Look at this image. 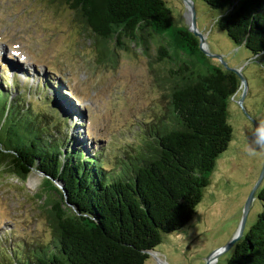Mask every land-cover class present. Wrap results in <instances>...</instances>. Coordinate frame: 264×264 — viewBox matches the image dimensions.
Segmentation results:
<instances>
[{"label":"trees","instance_id":"trees-1","mask_svg":"<svg viewBox=\"0 0 264 264\" xmlns=\"http://www.w3.org/2000/svg\"><path fill=\"white\" fill-rule=\"evenodd\" d=\"M58 1L90 28L99 62H116L109 42L145 47L141 32L155 34L158 59L170 65L168 105L141 124L115 164H106L51 134L60 120L54 108L42 111L0 87V168L18 179L32 168L46 175L42 184L52 194L44 213L54 233L47 243L6 236L11 244L0 264H144L164 234L192 219L232 139L228 105L239 79L199 50L197 37L173 20L164 0ZM202 1L217 11L213 26L236 47L251 55L264 51V0ZM256 197L260 211L224 264H264V185Z\"/></svg>","mask_w":264,"mask_h":264},{"label":"rangeland","instance_id":"rangeland-1","mask_svg":"<svg viewBox=\"0 0 264 264\" xmlns=\"http://www.w3.org/2000/svg\"><path fill=\"white\" fill-rule=\"evenodd\" d=\"M193 1L196 27L205 35L208 51L221 56L230 67L238 68L250 59L246 49L236 47L224 31L213 26L217 11L202 0ZM164 2L173 20L186 26L188 10L182 1ZM141 33L146 48L126 40V48L119 49L109 42L116 62H99L94 34L64 2L0 0V87L14 96L21 94L23 103L42 111L54 108L59 118L51 115L49 121L60 120L51 134L67 137L69 149H81L86 156L99 155L106 164H115L127 151V144L140 136L141 124L153 121L168 105L171 82H166V68L170 65L158 59L157 36L150 30ZM208 58L220 64L218 59ZM260 63H264V54L243 65L247 87L242 106L231 101L228 105L232 139L216 159L192 219L181 229L164 234L144 264H205L216 253L215 264H224L229 257L232 247L218 252L235 233L244 200L264 164V141L258 131L261 128L264 133V69ZM43 98L48 105L41 104ZM39 120L44 123L47 118ZM2 168L1 255L7 254L11 241L3 239L10 234L21 242H50L54 233L44 213L49 207L44 204L46 197L39 195L43 173L32 168L22 181ZM31 175L35 176L33 185ZM55 184L60 187L58 181ZM263 185L264 178L260 187ZM42 193L50 195L45 187ZM259 211L256 197L244 231Z\"/></svg>","mask_w":264,"mask_h":264},{"label":"water","instance_id":"water-1","mask_svg":"<svg viewBox=\"0 0 264 264\" xmlns=\"http://www.w3.org/2000/svg\"><path fill=\"white\" fill-rule=\"evenodd\" d=\"M181 1L183 3V6H185L187 4L190 5L191 22H190L189 25L186 24V23L185 24H186L187 30L189 32H191L195 37H197L199 50L205 56L218 59L220 61V65L221 66H223L226 70H229V71H231V72H233L234 74L237 75V77L239 79V85H238L236 91L230 97V101L236 103L237 105H239L241 107L242 106V101H243V98H244V95H245V92H246V87H247L246 81H245V79L242 76L243 65H245L249 60L258 61L259 57L264 54V51L262 53H260V54L251 55V58L247 59L244 62V64L241 65L238 68H236L235 66H232V67L228 66V64L222 59L221 56L213 55V54H211L208 51L207 45H206V41H205V35L202 32H200L197 29V27H196V15H195V10H194V1L193 0H181ZM260 66L264 69V63H260ZM258 131H259V133H260V135H261V137H262V139L264 141V133H263L262 129L258 128ZM2 170H4L3 172L5 174H9V175L14 177V175H12L9 172L5 171V166H3ZM30 173H31V170L29 171L28 175L24 179H20V180L25 181ZM45 176L46 175L42 174L41 182L39 184V186H40V193L39 194L40 195L43 194L42 193V189H43L44 185L42 183L45 182V178H46ZM263 178H264V164H263V166L261 168V171L259 173V176H258L255 184L253 185V187L251 188L250 192L247 194V196H246V198L244 200V204H243L242 210H241V217H240V220H239V223H238V227H237L235 233L229 239V241L220 248L221 250L218 253H220L222 251L229 250L241 238V236L243 235V232H244V229H245L246 218H247L250 206H251L253 200L256 198L255 193L259 189V187L261 186ZM47 184H48V182H47ZM45 188L47 189V191L50 194H52L50 192V190H48V186L47 187L45 186ZM47 195L48 194H43V196H45V197ZM148 254L150 255V254H152V252L148 251ZM216 255H218V254L216 253L214 255L209 256V258L207 259L205 264H209V259L213 258V257H216Z\"/></svg>","mask_w":264,"mask_h":264},{"label":"bare ground","instance_id":"bare-ground-1","mask_svg":"<svg viewBox=\"0 0 264 264\" xmlns=\"http://www.w3.org/2000/svg\"><path fill=\"white\" fill-rule=\"evenodd\" d=\"M186 6V9L188 10V11H186L185 12V14H184V18H185V21L186 22H188L187 24L189 25L190 24V22H191V9H190V5L189 4H187V5H185ZM35 176L34 175H31V179L29 178V183L31 184V185H33V181H34V178ZM209 264H215V259L214 258H211L210 260H209Z\"/></svg>","mask_w":264,"mask_h":264}]
</instances>
